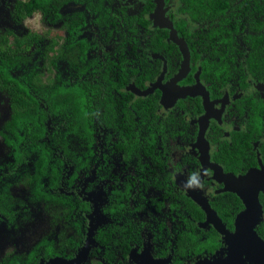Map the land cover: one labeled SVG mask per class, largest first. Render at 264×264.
I'll return each instance as SVG.
<instances>
[{"label":"flooded vegetation","instance_id":"af4514ba","mask_svg":"<svg viewBox=\"0 0 264 264\" xmlns=\"http://www.w3.org/2000/svg\"><path fill=\"white\" fill-rule=\"evenodd\" d=\"M9 15L0 35L34 41L15 63L0 46V66L33 106L0 86V264H264L232 242L264 243V0Z\"/></svg>","mask_w":264,"mask_h":264},{"label":"trees","instance_id":"16d2710c","mask_svg":"<svg viewBox=\"0 0 264 264\" xmlns=\"http://www.w3.org/2000/svg\"><path fill=\"white\" fill-rule=\"evenodd\" d=\"M28 11V10H27ZM50 12V10H49ZM32 13V12H31ZM22 38L12 36V38L8 37L6 32L3 35H0V46L4 49L3 54L6 56H10L12 58L13 62L15 63L17 59H21L23 57V53L28 50L30 47V44L34 41L33 36H30V38H26L25 40H21ZM1 50V49H0ZM47 53H44V57H46ZM8 64V63H6ZM50 86H52V81H48ZM0 86L5 87L11 94L12 100H13V107L14 112L22 114L21 109L26 108V110L33 106L31 102V97H28L27 94L28 90L24 86H22V83H20L17 79L12 78L9 75V68L8 67H2L0 66ZM80 90L77 92L78 95H84L85 94V87L84 85L80 84L78 86ZM27 91L25 94H21L23 91ZM30 95V94H29ZM72 95L67 97L66 99L71 98ZM22 104V105H20Z\"/></svg>","mask_w":264,"mask_h":264},{"label":"water","instance_id":"95a60500","mask_svg":"<svg viewBox=\"0 0 264 264\" xmlns=\"http://www.w3.org/2000/svg\"><path fill=\"white\" fill-rule=\"evenodd\" d=\"M250 206L254 212L255 207H253L252 205H250ZM258 209H259V207H258ZM246 213H248V211ZM258 213H260V212L257 210L255 212V215H254V219H255L254 223L258 220L257 219L259 217ZM240 218L241 219L243 218V214L240 216ZM240 218H239V220H240ZM234 241L239 242V243H242L241 241H246L248 244L247 250L249 251V253L251 255L256 254V256L260 257L264 253L263 252L264 243L253 231H249V234L247 233L246 235H243L241 232V229L239 231L237 230L235 238H234V240H232V242H234ZM232 242H231V244H232ZM231 249H232V253H233L234 258H236L235 257V249H234L233 245H232ZM198 264H235V263H233V257L231 255L229 258H227L225 260H213V261L204 260Z\"/></svg>","mask_w":264,"mask_h":264},{"label":"rangeland","instance_id":"374dc122","mask_svg":"<svg viewBox=\"0 0 264 264\" xmlns=\"http://www.w3.org/2000/svg\"><path fill=\"white\" fill-rule=\"evenodd\" d=\"M11 0H0V27L5 26V24L10 22L9 8H10ZM31 24V22L29 21ZM3 101L0 99V116L5 111L6 104L2 103ZM5 103V101H4ZM0 231L3 233L5 231V224L0 225ZM14 235L15 231L12 233H7L6 235ZM8 242L4 235L0 234V250H3V246ZM1 255V254H0ZM1 258V257H0Z\"/></svg>","mask_w":264,"mask_h":264},{"label":"snow or ice","instance_id":"6c2138e0","mask_svg":"<svg viewBox=\"0 0 264 264\" xmlns=\"http://www.w3.org/2000/svg\"><path fill=\"white\" fill-rule=\"evenodd\" d=\"M239 231V230H238Z\"/></svg>","mask_w":264,"mask_h":264}]
</instances>
